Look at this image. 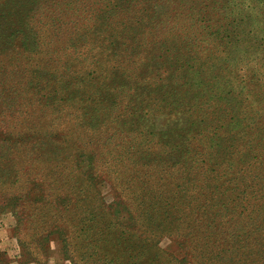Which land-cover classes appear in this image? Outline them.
Instances as JSON below:
<instances>
[{
    "label": "trees",
    "instance_id": "16d2710c",
    "mask_svg": "<svg viewBox=\"0 0 264 264\" xmlns=\"http://www.w3.org/2000/svg\"><path fill=\"white\" fill-rule=\"evenodd\" d=\"M203 1L187 54L166 58L178 67L171 78L191 88L151 109L185 122L157 133L140 123L150 93L116 103L132 78L118 70V43L136 39L153 0H0V53L20 42L48 75L61 62L52 106L61 122L48 140L34 126L0 154V213L15 219L18 264H47L51 242L70 264H264V52L245 63L228 53L219 37L228 30L212 25L223 18L217 3ZM236 2L231 22L247 24ZM250 2L262 16L247 21L264 27V0ZM205 37L200 54L194 42ZM0 264H10L1 250Z\"/></svg>",
    "mask_w": 264,
    "mask_h": 264
},
{
    "label": "rangeland",
    "instance_id": "374dc122",
    "mask_svg": "<svg viewBox=\"0 0 264 264\" xmlns=\"http://www.w3.org/2000/svg\"><path fill=\"white\" fill-rule=\"evenodd\" d=\"M235 1L215 0L218 9L217 16L223 18L221 20L217 19L216 23L212 25L216 29L228 30L223 36L219 35V37H222L223 44L228 46V53H232L235 47L234 52L238 53L242 63H245L252 61L264 52L262 24H260V28L254 29L250 21H247V19L255 21V17L260 18L262 15L261 11L257 9V5L260 6L259 4L251 3L250 0H238L236 3L243 10L247 24H232L233 20H231L230 14L233 13L230 12L229 2L234 3ZM204 4L203 0H153V5L149 9L150 13L144 21L145 27L142 29L138 25L133 30L134 35L137 36L136 39L132 41V37L127 36L119 41L116 51L118 61L121 64L118 70L120 74H127L132 77L122 83L123 88H126V92L117 96L116 103L120 102V108L125 103V97H128L134 89L138 92H146L145 94L150 93L148 96L144 95L143 98L147 99H142L144 105H147L150 110L165 108V104H169L166 106L172 108L173 100L171 101L167 97L164 102L160 100L170 95L171 91L188 92L191 86H185L184 80L190 82H193V80L187 79L185 76L176 80L172 79L171 76L175 75L178 67L174 63L170 67L166 58L187 54V45L191 44H188V40L194 38L193 36L196 34L193 30L195 21L192 17H196L195 11L200 12ZM198 20L196 25L199 24ZM182 30H193V32L188 33L185 37L184 33L181 32ZM201 30L197 29V34H200ZM232 33L237 38L236 40L232 38L233 36H230ZM178 34L181 35V38ZM209 35L212 39L213 34ZM175 36L180 39L175 38ZM194 43L197 44V50L202 54L203 50L211 44V40L205 37L204 39L195 40ZM180 46L181 50L179 49ZM12 48H15L16 51H13ZM12 48L4 49V54L0 53L1 155L11 154L8 150L10 148L9 141L17 134L22 132L31 133L35 130L34 126H36V130L41 133V136L48 140L46 136H48L49 130L55 124L61 122L58 118L59 114L52 110L55 100L59 98L56 87L58 80L61 79L57 76L61 70V62L50 63V67H45L44 69L53 70L51 71L52 74L48 75L41 70L43 65L41 61L37 60L35 56L30 57L27 56L28 54H23L22 49L27 50V47H22L20 42H17ZM249 48H251V51ZM17 49H19L18 52ZM126 60L128 61L126 62ZM229 60L230 57L226 61ZM231 60H234V58ZM186 73V71L183 72V74ZM188 76L192 77L191 74H188ZM142 78L144 81L138 83ZM174 82L178 84H173ZM181 83L183 88L180 87ZM41 86H46L44 91L40 88ZM208 86L210 84L207 82L202 89L209 90ZM211 90H214V87ZM172 96L175 97L174 94ZM185 119L183 115H168L163 110H151L148 111L147 118L140 123L145 124L149 131L162 133L171 128L182 126ZM79 165L82 170H85L86 163L83 158L79 159ZM3 166L4 174L6 172L10 174V163L4 162ZM99 190L101 195L109 200V190L104 183L99 185ZM14 227L15 219L9 213V210H6L3 214L0 213V250L7 255L10 264H18L20 254L18 243L11 234ZM50 250L51 255L47 264H70L68 261L63 260L58 243L51 242Z\"/></svg>",
    "mask_w": 264,
    "mask_h": 264
}]
</instances>
